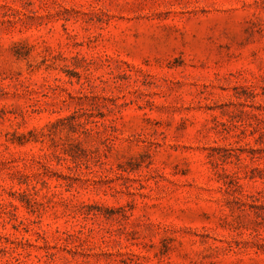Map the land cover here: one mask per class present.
<instances>
[{
	"label": "rangeland",
	"instance_id": "rangeland-1",
	"mask_svg": "<svg viewBox=\"0 0 264 264\" xmlns=\"http://www.w3.org/2000/svg\"><path fill=\"white\" fill-rule=\"evenodd\" d=\"M0 264H264V0H0Z\"/></svg>",
	"mask_w": 264,
	"mask_h": 264
}]
</instances>
